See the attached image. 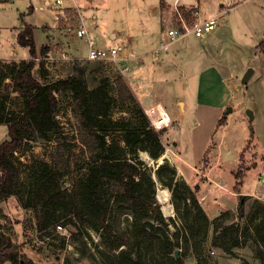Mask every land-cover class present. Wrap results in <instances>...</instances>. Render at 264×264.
Instances as JSON below:
<instances>
[{"label": "rangeland", "instance_id": "rangeland-1", "mask_svg": "<svg viewBox=\"0 0 264 264\" xmlns=\"http://www.w3.org/2000/svg\"><path fill=\"white\" fill-rule=\"evenodd\" d=\"M117 1L122 7L125 6V0ZM206 3L209 9L210 6L214 7L212 2ZM57 10L53 0H0V60L8 64L9 61L29 58L28 49L16 42V35L25 25H30L37 49L46 44L50 47L48 54L60 56L61 52H65L71 57L70 60H45L48 72L45 78L41 76L37 63L33 75L40 81L63 78L70 72L84 69V77L89 84L101 77L106 78L107 89L116 98L115 77L121 75L145 113L150 107H163L169 121L156 129L162 130V153L167 157L159 163L158 158H152L146 151L137 150L136 155L154 180V198L164 218L163 223L158 222L157 212L149 210L145 221L160 226L170 238L174 237L171 232L177 231L179 243L176 254L182 256L183 264H195L197 260L192 241L184 243V237L188 235L183 228L185 220L188 223L187 218L197 217L198 222L193 229L196 243L201 241L203 235L202 214L189 199L192 193L209 222L218 216L221 217L219 221H237L240 219V208L248 224L260 219L264 221V53L261 54L264 51L253 46L264 37V0H246L236 4L219 18L216 28L205 37H193L196 43L190 42L189 37L177 39L168 50V53L177 52L176 56L150 58L146 54L129 58L126 72H121L107 61L84 59L87 54L86 42L68 30V25L76 27V20L73 23L69 21L67 27L61 26L60 29L67 33L63 36L65 42H55ZM181 12L185 16V11ZM117 18L106 19L104 15L99 21L103 27L124 21V15ZM185 18L189 20L190 12ZM116 40L121 38H108L107 32L96 35L100 47ZM38 56L42 57L40 54ZM205 66L212 68L200 74V68ZM248 67L252 68V72L242 82V75ZM0 84L1 93L10 96L6 108L19 111L23 102L21 95L13 90L9 78H2ZM56 96L59 109L56 117L66 136L65 152L72 164L65 169L67 175H63L60 183L64 188H70L69 178L76 172L83 155L75 134L77 121L72 94L66 90L57 92ZM130 107L129 101L120 103L115 100L112 118L134 121ZM246 109L252 111L251 120ZM147 116L150 122L161 117L157 110ZM221 117L223 121L219 123ZM6 139L7 124L0 123V143ZM55 144L54 140L32 141L27 151L20 150L16 155L24 164L32 157L47 159ZM171 169L177 181L173 188L161 179L168 180ZM27 184L23 171L21 198L10 195L0 203V230L7 232L20 252L35 262L109 264L106 253L117 252L124 247L109 250L104 241H108L110 236L115 240L117 234L128 233L132 222L129 212L117 209L110 212V236L107 233L101 235L87 225L76 233L64 218H59L58 213L51 220L62 223L65 233L59 231L56 224L40 229V207L24 206L28 198ZM213 233V225L210 224L198 258L211 256L217 264H260L255 255L256 245L262 244L258 237L250 235L245 241L240 239L239 246L234 247L230 254L211 245ZM261 234L264 239V229ZM135 246L140 252L142 264H150V258L154 256L157 258L155 264H166L160 244L135 243Z\"/></svg>", "mask_w": 264, "mask_h": 264}, {"label": "trees", "instance_id": "trees-1", "mask_svg": "<svg viewBox=\"0 0 264 264\" xmlns=\"http://www.w3.org/2000/svg\"><path fill=\"white\" fill-rule=\"evenodd\" d=\"M160 4L163 5V2ZM180 9L185 11V16L191 10L183 7ZM64 12L67 18H59L58 29L63 25L67 27L66 23L71 21L77 22L76 9L66 7ZM16 42L28 49L29 58L18 62L9 61L8 64L0 60V83L2 78H9L13 90L23 98L22 108L17 112L10 111L6 108V101L10 96L1 93L0 89V123H5L8 127V139L0 143V203L10 195L21 198V173L24 171L28 182V198L24 206L40 207V229L57 224L51 218L58 213L59 218H64L76 233L87 225L101 235L107 233L110 236L112 232L108 217L113 209H117L129 212L132 222L128 237V233L124 232L117 234L115 240L110 236L108 241H104L109 250L115 251L124 245L117 252L106 253L109 264H142L135 243L140 245L148 242L150 245L160 244L163 247L164 253L161 255L166 264H183L182 256L175 254L179 243L177 231H172L174 237L170 238L160 226L145 221L149 210L157 212L158 222L163 223L164 218L154 198V180L143 161L137 158L136 151L143 150L152 158H159L163 150L162 130L151 124L123 77H115L116 98L109 93L106 78L101 77L89 84L84 77V69L70 72L63 78L42 82L33 75V68L38 63L41 76L46 77L48 72L45 61L37 60L36 57L38 54L45 56L50 51L49 45L36 48L33 27L30 25L19 30ZM255 47L264 51V37ZM66 90L72 94L77 121L75 134L83 155L76 172L69 178L70 188H64L60 183L63 175H67L65 169L72 164L65 152L66 136L56 117L59 110L56 93ZM115 100L131 103L130 112L134 121L112 118V104ZM222 121L223 117L218 120L219 123ZM50 140H54L56 144L48 153L47 159L32 157L24 164L16 155L20 150L27 151L32 141ZM157 173L161 177L159 168ZM161 179L170 188L177 183L173 169L168 180ZM189 199L203 218L200 242L196 243L193 233L197 217L187 218L188 223L185 220L186 225H183L188 234L184 237V243L192 241L193 252L197 257L195 264H217L211 256L198 258L210 224L213 225L214 232L211 245L226 253L232 254V249L239 246L240 239L245 241L250 235L258 237L262 244L256 245L255 255L260 264H264V239L261 234L264 229L263 220L248 224L240 208V219L237 221H219L221 217L218 216L209 222L196 196L192 193ZM156 260L155 256L151 257L150 264H155ZM6 262L40 264L20 252L11 236L0 230V264Z\"/></svg>", "mask_w": 264, "mask_h": 264}, {"label": "crops", "instance_id": "crops-1", "mask_svg": "<svg viewBox=\"0 0 264 264\" xmlns=\"http://www.w3.org/2000/svg\"><path fill=\"white\" fill-rule=\"evenodd\" d=\"M161 1L163 5L160 4ZM207 1L212 2L214 7L210 6L209 9ZM244 1L246 0H125V6L122 7L117 0H67L66 2L64 0V7L78 10L80 14L78 23L86 28L87 34L86 36L78 37L72 30L70 34L73 32L72 35L83 39L86 44V38L96 40V35L99 32H103V34L107 32L108 38H116L118 36L126 43L127 53L129 56L131 55L129 58H132V56L133 58L141 57L146 54L150 58H156L177 55V52L168 53V51L163 52L159 56H153L151 53L159 41L166 39V28L175 23V6L179 7V9L182 7L184 9L197 7L203 16L214 14L222 16L224 13L232 10L236 4L243 3ZM226 4H229V8L227 11H224ZM254 10L257 9L255 8ZM104 15L106 19H118L117 17L120 18L124 15V21L112 22V24H106L103 27L99 18ZM57 31L59 36L54 34L56 38L54 40L62 44L65 42L63 36L66 32H63V29L56 28L54 33ZM184 37H189L190 42L196 43L193 35L186 34L182 38ZM253 46L255 48L256 44ZM211 66L200 68V74L205 73L207 68H212ZM165 67L163 66V68ZM4 264L10 263L6 262Z\"/></svg>", "mask_w": 264, "mask_h": 264}, {"label": "built area", "instance_id": "built-area-1", "mask_svg": "<svg viewBox=\"0 0 264 264\" xmlns=\"http://www.w3.org/2000/svg\"><path fill=\"white\" fill-rule=\"evenodd\" d=\"M53 1H54V6L57 7L58 9L57 12L55 13V18L58 23L60 17H63L64 19L67 18L64 12L66 7H64V0H53ZM224 7H225L224 11H227L229 8V4H226ZM174 9L176 13V21L175 23L171 24L166 28V39L159 41L158 44L152 49L151 53L155 56H159L163 52L168 51L171 43H173L177 39H180L181 37H183L188 33H190L191 35L197 38L204 37L206 34H208L210 31L216 28L218 24V20L221 17L220 14L203 16L197 7H193L190 10V18L187 21L185 16L179 9V7L175 6ZM76 13H77V21H78L80 20V14L78 10H76ZM68 30H72L78 37L86 36L87 34L86 28L83 27L80 23H77L76 27L74 28H71L68 25ZM86 40H87V54L84 59L88 61H107L109 64L117 67L121 72H126L128 70L129 67L126 64V62L131 55L130 56L128 55L127 45L124 41L116 40L111 42L109 45L105 47H100L97 45L96 40L91 38H86ZM1 47L2 45L0 42V49ZM48 53L42 57L37 56L36 59L37 60L43 59L44 61L53 58L66 59V60L71 59V57H69L68 54H66L65 52H61L60 56H53ZM158 107L159 105L146 109V114L151 115L155 112V110L159 111ZM161 119L162 116L158 117L157 119L151 120L152 125L155 128L161 127L163 123L158 124V121H161ZM56 228L59 231L61 230L62 233H65V229L62 223L56 224Z\"/></svg>", "mask_w": 264, "mask_h": 264}, {"label": "bare ground", "instance_id": "bare-ground-1", "mask_svg": "<svg viewBox=\"0 0 264 264\" xmlns=\"http://www.w3.org/2000/svg\"><path fill=\"white\" fill-rule=\"evenodd\" d=\"M159 111L161 113V116H162V119L161 121H158V124H161V123H166L169 121V115L168 113L165 112V110L163 109V107L161 105H159ZM145 157V155H143ZM167 155L163 152L160 157L158 158V161L161 163L163 161L164 158H166ZM164 199V198H163Z\"/></svg>", "mask_w": 264, "mask_h": 264}, {"label": "water", "instance_id": "water-1", "mask_svg": "<svg viewBox=\"0 0 264 264\" xmlns=\"http://www.w3.org/2000/svg\"><path fill=\"white\" fill-rule=\"evenodd\" d=\"M1 1H6V0H1ZM55 35H56V36H59L58 31L55 33ZM251 72H252V68H251V67H248V68L245 70V72L243 73V75H242V78H241L242 82H244L245 80L248 79V77H249V75H250ZM226 112H227V111H226ZM246 113H247V115L249 116V119L251 120L252 117H253L252 111H251L250 109H246ZM159 163H160V162H159ZM177 251H178V249L175 250V254L177 253Z\"/></svg>", "mask_w": 264, "mask_h": 264}]
</instances>
